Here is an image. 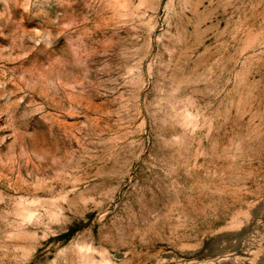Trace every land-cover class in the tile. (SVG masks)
Returning <instances> with one entry per match:
<instances>
[{
	"label": "rangeland",
	"instance_id": "1",
	"mask_svg": "<svg viewBox=\"0 0 264 264\" xmlns=\"http://www.w3.org/2000/svg\"><path fill=\"white\" fill-rule=\"evenodd\" d=\"M0 264H264V0H0Z\"/></svg>",
	"mask_w": 264,
	"mask_h": 264
}]
</instances>
